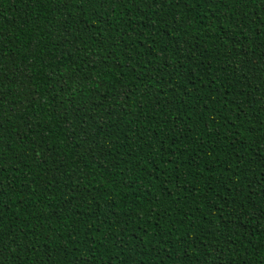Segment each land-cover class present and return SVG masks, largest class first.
Here are the masks:
<instances>
[{"label": "trees", "instance_id": "1", "mask_svg": "<svg viewBox=\"0 0 264 264\" xmlns=\"http://www.w3.org/2000/svg\"><path fill=\"white\" fill-rule=\"evenodd\" d=\"M0 264H264V0H0Z\"/></svg>", "mask_w": 264, "mask_h": 264}]
</instances>
